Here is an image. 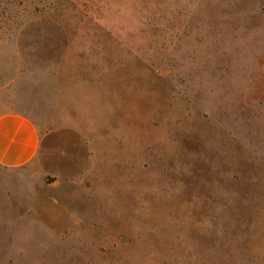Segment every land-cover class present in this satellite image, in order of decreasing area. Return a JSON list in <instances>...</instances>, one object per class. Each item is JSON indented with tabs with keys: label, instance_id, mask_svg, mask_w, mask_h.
I'll return each instance as SVG.
<instances>
[{
	"label": "rangeland",
	"instance_id": "374dc122",
	"mask_svg": "<svg viewBox=\"0 0 264 264\" xmlns=\"http://www.w3.org/2000/svg\"><path fill=\"white\" fill-rule=\"evenodd\" d=\"M0 264H264V0H0Z\"/></svg>",
	"mask_w": 264,
	"mask_h": 264
},
{
	"label": "crops",
	"instance_id": "0c3cea01",
	"mask_svg": "<svg viewBox=\"0 0 264 264\" xmlns=\"http://www.w3.org/2000/svg\"><path fill=\"white\" fill-rule=\"evenodd\" d=\"M45 139L28 115L0 113V166L7 169L40 167L44 162Z\"/></svg>",
	"mask_w": 264,
	"mask_h": 264
}]
</instances>
